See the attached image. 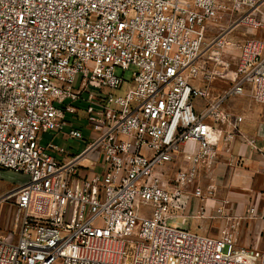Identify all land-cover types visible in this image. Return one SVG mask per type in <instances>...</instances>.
<instances>
[{"label":"built area","instance_id":"2783aa9c","mask_svg":"<svg viewBox=\"0 0 264 264\" xmlns=\"http://www.w3.org/2000/svg\"><path fill=\"white\" fill-rule=\"evenodd\" d=\"M263 12L264 0H0V169L28 178L0 198L14 211L0 264H264L231 232L264 222V200L242 218L218 208V238L167 225L190 193L203 199L205 167L237 141L255 150L227 103L264 105ZM236 15L255 33L207 44L216 22ZM232 53L236 80L219 92ZM80 111L95 135L81 155L41 145L65 129L83 141L67 121Z\"/></svg>","mask_w":264,"mask_h":264},{"label":"rangeland","instance_id":"374dc122","mask_svg":"<svg viewBox=\"0 0 264 264\" xmlns=\"http://www.w3.org/2000/svg\"><path fill=\"white\" fill-rule=\"evenodd\" d=\"M254 33L255 31L251 26L242 24L239 21L238 15L222 17L216 22L215 27L212 28L207 44H210L213 38L218 34L222 35L227 41L236 43L241 42L244 38ZM231 55L229 74L222 77V79H217L216 89L219 92L228 89L236 80L234 72L236 53H232ZM133 72L134 68L126 72L124 74V80L130 82ZM116 75L121 77L122 71L117 70ZM80 78V76H77L75 79V88H78ZM126 90L127 87H124L123 90L115 92L114 94L116 96H122ZM194 105L197 109L202 108V103L199 100H196ZM227 108L242 114L246 121L245 124L250 127L249 131H246V136L248 141H254L255 150L251 152L253 163L248 166L244 165V162H237L236 168L226 167L225 170L213 174L203 171L200 174L197 184V187L203 190V199L194 198L190 193V204L185 210L184 216L171 218L168 221L167 225L171 228L189 231L192 234L202 237L218 238L221 236V232L226 226L225 222L217 217L216 210L218 208L226 209L232 218L244 217L251 207H256L258 210L262 209V202L264 200V177L261 174V168L263 166L262 157L264 156V119L257 121L256 118L255 121V119H252L253 116H251V114L254 115V113H256L259 117L263 118L264 105L257 104L250 98H237L229 101L227 103ZM67 121L83 132L84 140L61 141L56 144L73 155H81L85 151L87 144L95 137V135L91 133V125H89L84 118L81 119L79 116L70 117ZM260 130L261 134L259 133ZM67 132L68 130L65 129L64 133ZM182 162L183 160L179 159L176 165L169 166L168 170L166 169L165 171H169L170 176L173 177L176 171L182 166ZM225 163L228 164V162ZM212 179H216L217 182L214 184ZM27 180V176L0 169V198L8 194L11 187L21 186L25 184ZM213 185H215V189H211ZM201 207L206 211V216L203 219H196L195 215ZM148 211V208L142 207L140 209L141 214L146 215ZM13 212L11 202L0 205V236L6 239L14 238V234L12 233ZM255 220H259V222H252V220L242 221L239 227L232 229L231 232L235 235L239 247H252L258 249L256 244L262 243L264 233H262L263 231H261V228L260 230L258 229L259 226L261 227V220Z\"/></svg>","mask_w":264,"mask_h":264},{"label":"crops","instance_id":"0c3cea01","mask_svg":"<svg viewBox=\"0 0 264 264\" xmlns=\"http://www.w3.org/2000/svg\"><path fill=\"white\" fill-rule=\"evenodd\" d=\"M237 114H239V115H241L242 116V114H240V113H238L237 111H235ZM251 116H253V118L252 119H255V121H256V118H257V121L258 120H260V119H264V117L263 118H261V117H259L258 116V114H256V113H254V115H252L251 114ZM79 117L81 118V119H83L84 118V114H83V112L82 111H80V113H79ZM70 118V117H69ZM245 119V118H244ZM251 120V119H250ZM245 122L246 121H244V124L242 125V127H241V132L242 133H244L245 135H246V131H249V126L248 125H246L245 124ZM245 125H246V129H245ZM259 133L261 134V130L259 131ZM259 134V135H260ZM51 140H53V143L56 145V146H58V147H60L58 144H56V143H58V142H63V141H69V140H71V139H69L68 138V136H67V133H63V134H47V135H44L43 137H42V141H41V145L42 146H44V147H46V146H48V144L51 142ZM60 148H63V147H60ZM64 149V148H63ZM65 150V149H64ZM66 151V150H65ZM67 152V151H66ZM251 152H252V149L248 146V145H246L244 142H239V141H237V142H235L234 144H232V154H231V156H224L223 154H221L220 155V157L218 158V160L214 163V164H212V165H210V166H207V167H205L203 170H202V172L203 171H206V172H208V173H215V172H219V171H223V170H225V168L226 167H231V168H236V164H237V162H244V165H248V166H250V165H252V163H253V157H252V154H251ZM68 154H70V155H73L72 153H70V152H67ZM57 159H62V158H60L59 156H56V155H54ZM225 162H228V164L227 163H225ZM85 164L87 165L88 164V162H85ZM212 181L214 182V184L217 182V180L216 179H212ZM13 189V187H11L9 190H12ZM211 189H215V185H213V188H211ZM190 197V199H191V196H189ZM189 204H190V201H189ZM204 208L203 207H201L200 209H199V211L197 212V214L195 215V218L196 219H203V218H205V216L202 218V217H200L199 215V213H201L202 212V210H203ZM255 221H257V222H259V220H252V222H255ZM261 227L259 226V230H260V228H261V231H263L262 233H264V222L261 220ZM258 234V233H257ZM259 238H260V235H259ZM263 238H264V236L262 237V243L261 244H256V246H258V249L260 250V251H263L264 252V244H263Z\"/></svg>","mask_w":264,"mask_h":264}]
</instances>
